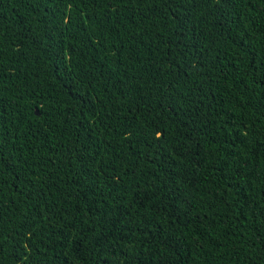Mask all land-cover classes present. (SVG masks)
<instances>
[{
  "label": "trees",
  "instance_id": "16d2710c",
  "mask_svg": "<svg viewBox=\"0 0 264 264\" xmlns=\"http://www.w3.org/2000/svg\"><path fill=\"white\" fill-rule=\"evenodd\" d=\"M0 264H264V0H0Z\"/></svg>",
  "mask_w": 264,
  "mask_h": 264
},
{
  "label": "water",
  "instance_id": "95a60500",
  "mask_svg": "<svg viewBox=\"0 0 264 264\" xmlns=\"http://www.w3.org/2000/svg\"><path fill=\"white\" fill-rule=\"evenodd\" d=\"M34 114H35V115H38V113H37V109H34Z\"/></svg>",
  "mask_w": 264,
  "mask_h": 264
}]
</instances>
